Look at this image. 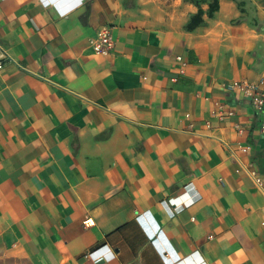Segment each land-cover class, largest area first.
I'll return each mask as SVG.
<instances>
[{
  "label": "crops",
  "instance_id": "obj_1",
  "mask_svg": "<svg viewBox=\"0 0 264 264\" xmlns=\"http://www.w3.org/2000/svg\"><path fill=\"white\" fill-rule=\"evenodd\" d=\"M218 1L0 0V264H264V0Z\"/></svg>",
  "mask_w": 264,
  "mask_h": 264
},
{
  "label": "built area",
  "instance_id": "obj_2",
  "mask_svg": "<svg viewBox=\"0 0 264 264\" xmlns=\"http://www.w3.org/2000/svg\"><path fill=\"white\" fill-rule=\"evenodd\" d=\"M90 47L95 54L108 55L113 48V39L111 36V29L108 26H103L96 32L95 36L90 39ZM0 56L7 58L4 49L0 47ZM2 62L0 61V68ZM235 87L242 89L249 97L251 106L262 115L264 119V89L254 88L244 83L234 84ZM260 129L264 132V120H261ZM255 182L260 184V180L255 172H251Z\"/></svg>",
  "mask_w": 264,
  "mask_h": 264
},
{
  "label": "trees",
  "instance_id": "obj_3",
  "mask_svg": "<svg viewBox=\"0 0 264 264\" xmlns=\"http://www.w3.org/2000/svg\"><path fill=\"white\" fill-rule=\"evenodd\" d=\"M218 2V0H209V16H213L214 12L217 10Z\"/></svg>",
  "mask_w": 264,
  "mask_h": 264
}]
</instances>
